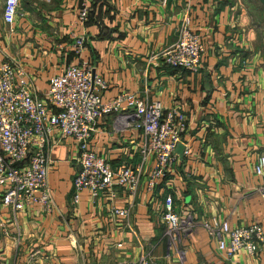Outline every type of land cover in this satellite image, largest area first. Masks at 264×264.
<instances>
[{
  "label": "crops",
  "instance_id": "0c3cea01",
  "mask_svg": "<svg viewBox=\"0 0 264 264\" xmlns=\"http://www.w3.org/2000/svg\"><path fill=\"white\" fill-rule=\"evenodd\" d=\"M3 1L0 61L21 67L33 94L42 97L48 77L71 63L70 33L83 34L81 57L105 82L101 98L128 90L180 111L189 151L176 153L171 172L150 192L144 180L151 155L134 193L113 186L112 195L102 192L91 203L82 191L73 203L79 168L73 143L53 136L46 149L53 210H0V264H132L139 243L152 264H264V241L252 255L240 250L226 257L198 225L214 216L229 227L256 222L264 233L260 179L252 172L255 157L264 154V0H18L9 25L1 17ZM82 2L87 20L74 23ZM184 12L204 47L196 70L155 57L174 41ZM138 144L136 132L112 130L110 115L97 121L88 141L111 168L138 164ZM165 193L195 223L173 244L161 219ZM112 206H129L137 239L110 214Z\"/></svg>",
  "mask_w": 264,
  "mask_h": 264
},
{
  "label": "built area",
  "instance_id": "2783aa9c",
  "mask_svg": "<svg viewBox=\"0 0 264 264\" xmlns=\"http://www.w3.org/2000/svg\"><path fill=\"white\" fill-rule=\"evenodd\" d=\"M17 6L18 0L3 1L1 17L5 24H11ZM86 20L87 6L82 2L73 22L84 23ZM70 40L72 61L48 77L42 97L33 94L21 67L0 61V210L17 211L34 205L45 214L52 212L54 204L46 182V149L55 135L70 139L75 150L79 168L72 179L73 203L78 201L82 191L86 192L91 203L102 192L112 195L113 186L134 193L143 163L149 155L153 161L144 188L150 192L171 172L176 145L181 144L184 155L189 151L188 142L183 140L186 119L180 111L165 109L158 100H149L128 90H120L112 98L103 100V78L95 73L90 62L81 57L83 34L71 32ZM203 55L200 37L192 30L188 13L184 12L174 41L155 57L167 66L196 70ZM106 115L111 116L113 131L130 129L137 133L141 156L138 164L121 163L111 168L103 156L89 147L88 141L96 131L97 121ZM252 172L260 179L256 190L264 204V154L255 157ZM161 206L164 234L168 243L173 244L195 223L187 210H175L171 194H164ZM129 212V206H112L110 209V214L120 219L125 229L137 239L128 220ZM198 225L216 240L217 249L226 257L240 250L252 255L264 241V233L256 222L229 227L225 221L210 216L202 218ZM115 246L120 247V244ZM139 246L140 252L132 264H152L149 253L140 243ZM174 252L181 260V250L174 248Z\"/></svg>",
  "mask_w": 264,
  "mask_h": 264
},
{
  "label": "water",
  "instance_id": "95a60500",
  "mask_svg": "<svg viewBox=\"0 0 264 264\" xmlns=\"http://www.w3.org/2000/svg\"><path fill=\"white\" fill-rule=\"evenodd\" d=\"M174 152L175 153H179V154H181L182 153V146H181V144H177L176 145V147H175V149H174Z\"/></svg>",
  "mask_w": 264,
  "mask_h": 264
}]
</instances>
